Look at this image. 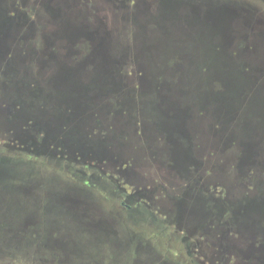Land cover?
<instances>
[{"label":"rangeland","instance_id":"obj_1","mask_svg":"<svg viewBox=\"0 0 264 264\" xmlns=\"http://www.w3.org/2000/svg\"><path fill=\"white\" fill-rule=\"evenodd\" d=\"M111 1L95 0L85 20L65 0H0L21 18L0 38V264H264V214L244 207L264 200V161L252 157L241 173L235 145L218 151V138H202L198 97L184 79L186 89L163 101L147 82L137 96L101 91L81 68L90 31L122 45L195 49L209 4L249 5L264 28V3L162 0L178 3L165 16L161 0ZM81 23L88 31L77 35ZM241 35L234 48L264 47V34ZM258 51L245 56L256 67ZM254 77L259 112L241 134L249 140L264 133V74Z\"/></svg>","mask_w":264,"mask_h":264},{"label":"trees","instance_id":"obj_2","mask_svg":"<svg viewBox=\"0 0 264 264\" xmlns=\"http://www.w3.org/2000/svg\"><path fill=\"white\" fill-rule=\"evenodd\" d=\"M183 1L187 2L191 0ZM159 2L161 14L165 16H174L176 14L178 10L177 2L169 4L168 7L166 1L161 0ZM262 2L264 3V0H262ZM217 4L218 5L212 3L207 6L208 9L205 16H210L209 26L212 27L215 24V27H217L219 11H222L221 8L225 14V20L231 23L227 33L223 30L221 35V32L215 29L213 33H210V37L206 39L217 45L204 46L200 42L198 43L200 45L194 47L195 49H183V47L189 48V46L182 45L183 47L170 48L169 50L167 49L169 47H163L166 45L164 43H152L150 45L139 46L129 42L122 45L115 42L113 43L112 41L107 42V40L104 39H96L97 35L100 33L98 30H93L89 32L87 38L88 41L93 43L89 46L90 51L88 58H90L91 61L88 59L87 68L83 64L81 68L83 71L96 74V88H99L101 91L106 90L107 92L118 89L125 91L124 93H120L122 96H126L127 93H130L131 96H137L140 92L146 90L147 82L148 85L159 93L162 100L165 101L172 96L171 93L173 90L178 89L176 90V93H178L181 88L186 89L187 87V91H190L189 94H194L195 97H198L197 99L194 98L193 101H195L194 105H197L201 111L198 112L195 117L203 121L205 120L202 131L199 130L203 133L202 138L207 141L208 135H210V139L213 138L214 142H218V138L221 143L219 144L218 142V144H214L213 146L216 147L218 151H222L228 146L235 145L237 147V159L234 161V166L237 168V171L241 170L242 173L247 171V169H251L252 166L250 164L252 162V157L260 158L264 161V156H262L264 154L263 129H256L259 138H255V140L245 139V137L241 135L243 129L250 126L248 124L249 114L253 116L254 113L251 104L254 103L258 96V91L261 89V80L254 76L257 74H264V62L259 63L258 67H256L254 63L246 59L245 56L253 54L254 52L256 53L258 50L249 45L247 47L250 48H234V42L241 38V36H243L241 34L243 33L245 36L241 40L245 42L251 40L253 34L256 36L261 34L263 36L264 28L262 26V19L258 15L259 13H257V10L251 9L249 5L237 7L233 5L235 10L229 11L222 6L225 5V3ZM240 9L243 10V13H240ZM17 12H19L17 6H11L0 10V38H3V36L9 32V27H6L7 23H10L11 20L13 21L20 18V16H17ZM130 15L131 14H129V16ZM199 20L200 24L198 27L202 26L204 16L203 18L200 16ZM81 24H83V26H75L74 30L80 32V35H83L84 32L88 31V28L85 23ZM64 31L62 29L57 31V36H62ZM198 36L197 41H200L199 38L203 39L200 31ZM222 40H224L223 43H221ZM210 52L223 57L225 73L231 70L234 71L235 74L244 77L238 79L239 81L237 80L238 83H240H237L240 88L239 95H234L231 92L233 89L231 86L235 87L236 85V80H232L231 77L230 79L222 78L221 80L209 79L206 83L208 80L206 72H209L210 75L213 76V70L207 60V56L211 55ZM258 53H261L264 58V47L260 49ZM161 54H163L161 59H158ZM165 54H168V56ZM165 56L167 57L165 58ZM171 71L174 73L178 71L181 74L175 78L167 79L166 76L169 74L168 72ZM190 73L195 75L196 73H204V78L198 80L195 75L192 76ZM132 74H135L138 79H134ZM159 74L162 77L157 76ZM164 75H166V78L163 77ZM183 79L188 83V86L184 87ZM232 82L233 85L231 84ZM100 95L101 94L98 93L94 95V97L99 98L101 97ZM177 97L179 98V96ZM177 112L181 117L183 116L181 111H176V114H178ZM174 122L180 125L183 124L176 120H174ZM184 122L187 123L186 121ZM196 122L197 121H193L190 126L194 127ZM173 128V133L176 134L177 131L179 135H181L180 131L176 129L177 125L176 127L173 126ZM250 129L253 130L252 128ZM199 131L194 133L199 135ZM198 135L195 136L198 137ZM244 207L247 211V205Z\"/></svg>","mask_w":264,"mask_h":264},{"label":"flooded vegetation","instance_id":"obj_3","mask_svg":"<svg viewBox=\"0 0 264 264\" xmlns=\"http://www.w3.org/2000/svg\"><path fill=\"white\" fill-rule=\"evenodd\" d=\"M108 1H111V0H108ZM112 2V1H111ZM115 3L117 4H121V5H124L126 4V7L128 3H126V0H114ZM84 3V4H83ZM95 4V0H88V1H84L82 2L81 4H79L76 0H65V8L68 4V8L71 10V12L69 14H74L76 16H79V18L82 19V17H84L85 20H87L88 18L86 17L85 15V12L86 10L91 7V4ZM79 4V6H77ZM125 6V5H124ZM122 6V7H124ZM64 8V9H65ZM128 10H130L129 8H127ZM160 9V8H159ZM222 11H219V17H218V21H217V26L218 28H215L214 26L210 27L209 26V18L210 16L208 17V15L204 16V20L202 21V26L201 27V34H202V38H205V39H208L210 37V33H213L215 31V29H217L219 32H221V35H222V31H223V24L225 22V14H224V11L223 9L221 8ZM131 12V10H130ZM54 14V13H53ZM128 14V13H127ZM212 17V16H211ZM211 20V19H210ZM212 23V22H211ZM214 24V23H213ZM212 24V25H213ZM69 27V25L65 24V26H63L62 30H67ZM67 32V31H66ZM76 32V31H75ZM77 35H80V32H76ZM79 40H80V37H79ZM70 42V41H69ZM224 40L221 41V43H223ZM71 43V42H70ZM91 44H93L91 41H90ZM202 45L204 46H213V45H217L215 44L214 42H210L209 40H204L201 42ZM220 43V44H221ZM264 156V154L262 155ZM248 170V169H247ZM250 170V169H249ZM252 204V203H251ZM263 246H264V243H263Z\"/></svg>","mask_w":264,"mask_h":264},{"label":"water","instance_id":"obj_4","mask_svg":"<svg viewBox=\"0 0 264 264\" xmlns=\"http://www.w3.org/2000/svg\"><path fill=\"white\" fill-rule=\"evenodd\" d=\"M231 23H230V21H228V20H225V22H224V24H223V30H224V32L225 33H227V30H228V27H229V25H230ZM214 27H215V24H214ZM215 28H218V26L217 27H215ZM211 53V55H208L207 56V60H208V62H209V64L211 65V68H212V70H213V75H215V76H222L223 78H227V79H230V77L232 78V80H236L235 81V83H236V85H235V87H233V86H231L233 89L231 90V92L235 95H239V93H240V88H239V86L237 85V83H238V79H240V78H244L243 76H239V74H235V72L234 71H231V70H228L227 71V73H225V70H224V59H223V57H221L220 58V56L219 55H217V54H214L213 52H210ZM238 80V81H237ZM232 85H233V82L231 83ZM238 84H240V83H238ZM235 88H236V90H235ZM239 88V89H238ZM252 105V110H253V112H259V106L257 105V103L254 101V103L253 104H251ZM264 127V126H263ZM176 134H178L179 135V133L178 132H176ZM207 135V134H206ZM209 136V135H208ZM254 210H257V211H260L261 212V214L263 213L264 214V200H260L259 202H255L253 205H251V206H249V204H248V206H247V214L250 212V213H252V212H254Z\"/></svg>","mask_w":264,"mask_h":264}]
</instances>
